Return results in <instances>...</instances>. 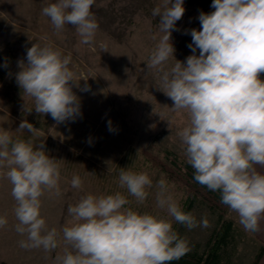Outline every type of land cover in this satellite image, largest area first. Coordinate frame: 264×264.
Masks as SVG:
<instances>
[{"label":"clouds","instance_id":"9594fccd","mask_svg":"<svg viewBox=\"0 0 264 264\" xmlns=\"http://www.w3.org/2000/svg\"><path fill=\"white\" fill-rule=\"evenodd\" d=\"M94 3L55 0L46 3L42 14L57 31L72 25L81 43L88 44L99 27L91 11ZM183 5L184 0H162L153 9L163 35L147 69L160 73L158 89L171 99L172 109L187 114V123L177 135L195 181L219 192L221 202L238 215L244 229L254 232L264 216V174L254 168L264 165V0H212L214 11L201 12L200 30L190 31L188 47L193 54L186 62L174 58L170 42L185 12ZM170 57L175 63L167 67ZM26 59V64L18 62L16 81L34 99L35 111L58 123L79 116V98L70 84L77 82L69 68L71 56L34 43ZM25 129L35 130L26 120L17 130ZM0 170H6L0 174L12 186L16 231L26 236L20 246L56 249L58 232L47 228L40 211L46 190L60 194L56 159L46 154L43 144L34 147L31 140L13 139L5 131L0 132ZM71 186L81 188V178L74 176ZM119 186L143 203L152 180L145 172L121 168ZM157 187L158 207L167 208L177 223L196 227L195 217L167 194L166 181L159 180ZM128 203L116 192L86 194L69 205L71 220L62 228L66 247L58 257L60 264H171L186 254L187 242L173 230L170 220L125 208ZM6 224V218L0 217V228ZM201 225L208 227V220Z\"/></svg>","mask_w":264,"mask_h":264},{"label":"rangeland","instance_id":"374dc122","mask_svg":"<svg viewBox=\"0 0 264 264\" xmlns=\"http://www.w3.org/2000/svg\"><path fill=\"white\" fill-rule=\"evenodd\" d=\"M52 2L55 0H0V132L7 131L13 139L31 140L34 147L43 144L46 154L56 159L60 194L46 190L40 198V211L47 228L57 230L58 247L46 251L42 247L20 246L26 236L16 231L12 186L0 174V217L7 220L0 228V261L60 264L58 257L66 247L62 228L71 220L68 207L86 194L120 192L129 201L125 208L170 220L188 248L203 247L217 227L219 209L212 208L202 195L192 200L187 188L168 176L156 162L161 158L167 163L166 151L180 159L186 158L177 133L186 125L187 114L172 109L171 99L158 89L162 87L160 73L147 69L150 55L163 35L159 29L160 17L152 15L162 0H95L91 11L99 27L88 44L81 43L72 25L57 31L50 18L42 14L46 3ZM183 6L185 12L176 22L170 42L175 50L174 58L186 62L193 54L188 47L192 43L190 31L201 27L200 6L198 0H184ZM34 43L71 56L69 68L77 82L70 84L79 98L81 113L74 119L58 123L50 115L38 114L34 99L19 87L18 62L27 63V50ZM174 58H169L167 67L174 65ZM85 85L88 91L81 90ZM25 120L33 125L34 132L17 130ZM121 168L145 172L151 178L152 187L146 189L149 194L143 203L119 186ZM74 176L82 180L79 189L71 186ZM161 179L167 183V194L182 211L192 201L187 213L195 217L196 227L189 229L177 223L167 208L158 207L157 183ZM224 216L232 218L236 225L234 242L229 247L232 264H251L260 242L252 231L244 229L238 215L228 206ZM205 218L208 227L201 225Z\"/></svg>","mask_w":264,"mask_h":264},{"label":"trees","instance_id":"16d2710c","mask_svg":"<svg viewBox=\"0 0 264 264\" xmlns=\"http://www.w3.org/2000/svg\"><path fill=\"white\" fill-rule=\"evenodd\" d=\"M198 3L200 13L214 11L211 7L212 0H198ZM164 158L167 159V163L162 161L161 158L160 160L156 159V162H159L168 176L180 181L187 188L188 192L193 196L192 200L197 195H202L211 204L212 208L219 209L217 227L209 235L204 246L188 248L185 255L178 260H173L171 264H232V255L229 247L234 242L236 225L232 218L224 216L227 206L221 202L220 193L211 191L206 186H202L195 181L194 169L186 162V158L180 159L169 151L165 152ZM191 202L185 208L186 213L191 208ZM263 248V246L259 248L257 256L251 264H256ZM0 264L10 263L6 260H1Z\"/></svg>","mask_w":264,"mask_h":264},{"label":"crops","instance_id":"0c3cea01","mask_svg":"<svg viewBox=\"0 0 264 264\" xmlns=\"http://www.w3.org/2000/svg\"><path fill=\"white\" fill-rule=\"evenodd\" d=\"M256 171L264 174V165H254ZM258 241L260 242V247H264V216L258 222V228L253 232ZM256 264H264V248L256 262Z\"/></svg>","mask_w":264,"mask_h":264}]
</instances>
